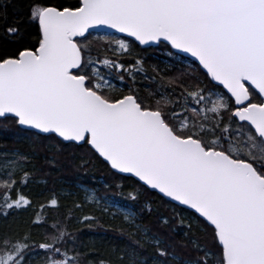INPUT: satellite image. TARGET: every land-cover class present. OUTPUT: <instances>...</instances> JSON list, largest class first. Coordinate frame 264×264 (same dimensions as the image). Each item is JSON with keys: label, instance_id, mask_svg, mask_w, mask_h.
<instances>
[{"label": "snow or ice", "instance_id": "6c2138e0", "mask_svg": "<svg viewBox=\"0 0 264 264\" xmlns=\"http://www.w3.org/2000/svg\"><path fill=\"white\" fill-rule=\"evenodd\" d=\"M0 138L28 149L0 151V216L32 211L0 264H264V0H4ZM42 153L107 178L34 198ZM106 216L92 261L75 225Z\"/></svg>", "mask_w": 264, "mask_h": 264}, {"label": "trees", "instance_id": "16d2710c", "mask_svg": "<svg viewBox=\"0 0 264 264\" xmlns=\"http://www.w3.org/2000/svg\"><path fill=\"white\" fill-rule=\"evenodd\" d=\"M3 2L4 0H0V3ZM12 3L17 6H23L27 3V0H12ZM11 13L12 8H9V14L11 15ZM146 55L148 56L147 63L149 65L158 64L159 67H164L162 61L166 58L159 50L155 52L150 50ZM5 146L8 150L13 148H19L20 151L28 150L26 145H14L11 141H6L3 138H0V151L5 150ZM44 155L51 156V153H42L40 158L34 161L36 168L43 170L38 173V179L41 183L33 184L29 189L30 194H32L34 198L36 193L45 191L46 188H55L57 192H61L65 196L62 203L70 206L73 198L69 196L68 193L76 192V185L78 183L83 181L91 184L89 178L92 176L97 178H107L108 174L103 165L96 164L89 169H78L76 165L79 163V160L73 161L67 154H65L59 158V163L56 168H53L46 164ZM43 181H47V184H44ZM45 195H47L46 191ZM78 198L82 199V193L78 194ZM37 202H43V200L39 199ZM91 211L92 209L89 207L84 209L85 214L90 213ZM77 214L80 215V213ZM31 216V210L9 215L7 218L0 216V233L25 231L29 227L28 220ZM101 223L104 225L103 228L96 227L91 230L82 225H75L76 228L81 229L78 233L77 246L83 252L90 253L91 255H89L88 258L92 261L110 258L111 250L114 247L122 246L125 239L115 231V229L122 226V219L119 216L114 219L106 216L102 219ZM36 231L38 230L33 229L34 233Z\"/></svg>", "mask_w": 264, "mask_h": 264}, {"label": "rangeland", "instance_id": "374dc122", "mask_svg": "<svg viewBox=\"0 0 264 264\" xmlns=\"http://www.w3.org/2000/svg\"><path fill=\"white\" fill-rule=\"evenodd\" d=\"M82 198H83V194H82Z\"/></svg>", "mask_w": 264, "mask_h": 264}]
</instances>
